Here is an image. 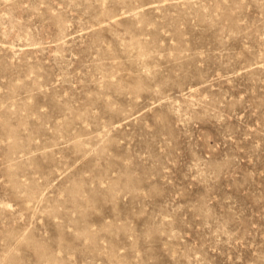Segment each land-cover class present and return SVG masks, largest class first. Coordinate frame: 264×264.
I'll return each mask as SVG.
<instances>
[{"label":"rangeland","instance_id":"rangeland-1","mask_svg":"<svg viewBox=\"0 0 264 264\" xmlns=\"http://www.w3.org/2000/svg\"><path fill=\"white\" fill-rule=\"evenodd\" d=\"M0 264H264V0H0Z\"/></svg>","mask_w":264,"mask_h":264}]
</instances>
